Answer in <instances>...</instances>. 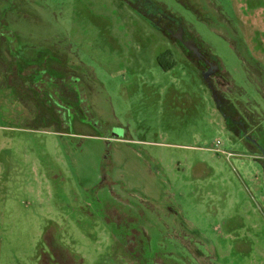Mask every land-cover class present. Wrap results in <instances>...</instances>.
Wrapping results in <instances>:
<instances>
[{"label":"rangeland","instance_id":"374dc122","mask_svg":"<svg viewBox=\"0 0 264 264\" xmlns=\"http://www.w3.org/2000/svg\"><path fill=\"white\" fill-rule=\"evenodd\" d=\"M0 264H264V0H0Z\"/></svg>","mask_w":264,"mask_h":264},{"label":"flooded vegetation","instance_id":"af4514ba","mask_svg":"<svg viewBox=\"0 0 264 264\" xmlns=\"http://www.w3.org/2000/svg\"><path fill=\"white\" fill-rule=\"evenodd\" d=\"M131 5L134 8V11L142 15L149 23H151L153 27L160 30L165 36L174 40V42L184 51V53H186L190 63H194L195 66H193L199 72L206 86L209 87L214 85L213 83L216 81L215 77L218 73L215 61L207 57L199 43H197V41L186 32L183 25H176L175 23L173 24L172 21L168 19V17H165L163 14L161 15L159 12L155 11V9L145 7L144 4ZM177 35L181 37L180 41L175 38ZM188 41L194 42L196 52L189 51L183 46V42ZM219 85H221L220 80H218L215 86L219 87ZM247 113L248 112L244 111L242 113L245 124H249L252 121V119L249 118L250 114L247 115Z\"/></svg>","mask_w":264,"mask_h":264},{"label":"trees","instance_id":"16d2710c","mask_svg":"<svg viewBox=\"0 0 264 264\" xmlns=\"http://www.w3.org/2000/svg\"><path fill=\"white\" fill-rule=\"evenodd\" d=\"M175 24L176 25H182V24H180V21H177ZM10 48H13V47L10 46L9 49ZM11 52H13V54L11 53L12 57L13 58L16 57L13 60V62H14V61H16L18 59L17 58V54H16V52L14 50H11ZM210 58L212 60H216V58H214L213 56H210ZM16 65L20 66V69H22L23 66H26V65H23L22 63H16ZM216 68L218 70V73H217V75L215 77L216 81L213 83L214 85H211L209 87L207 86V87L210 90V93H211V95H212V97H213V99L215 101L216 108L220 111V113L222 114V116L224 118L225 126L227 127V129L235 131L236 128H234V126L232 125V120H231V117H230L232 115V113H233L232 112L233 111L232 110L233 107H232L231 103L229 102V100H227V98L224 96L225 94L230 93L231 90H234V86H233V84L231 83V80H230V84H229V86H231L230 89H223L222 88V83H223V81L226 82L224 74L227 77H229V76H228L227 73L224 72V70H222V68H220V66L218 65V61L216 63ZM218 80H220L221 85H219V87L218 86L216 87L215 85L218 82ZM24 81H26V80H24Z\"/></svg>","mask_w":264,"mask_h":264},{"label":"water","instance_id":"95a60500","mask_svg":"<svg viewBox=\"0 0 264 264\" xmlns=\"http://www.w3.org/2000/svg\"><path fill=\"white\" fill-rule=\"evenodd\" d=\"M175 38H177V40H181V37L179 35L175 36ZM194 42L192 41H188V42H183V46L189 50V51H193V52H196L195 50V46H194Z\"/></svg>","mask_w":264,"mask_h":264},{"label":"built area","instance_id":"2783aa9c","mask_svg":"<svg viewBox=\"0 0 264 264\" xmlns=\"http://www.w3.org/2000/svg\"><path fill=\"white\" fill-rule=\"evenodd\" d=\"M218 145H219V141L217 140V141H215V149H214L215 152H219L216 148V147H218ZM227 155L229 156L230 154H227Z\"/></svg>","mask_w":264,"mask_h":264}]
</instances>
